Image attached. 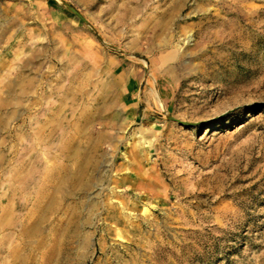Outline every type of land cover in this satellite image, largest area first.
I'll return each instance as SVG.
<instances>
[{
  "label": "rangeland",
  "instance_id": "rangeland-1",
  "mask_svg": "<svg viewBox=\"0 0 264 264\" xmlns=\"http://www.w3.org/2000/svg\"><path fill=\"white\" fill-rule=\"evenodd\" d=\"M0 264H264V0H0Z\"/></svg>",
  "mask_w": 264,
  "mask_h": 264
},
{
  "label": "water",
  "instance_id": "water-1",
  "mask_svg": "<svg viewBox=\"0 0 264 264\" xmlns=\"http://www.w3.org/2000/svg\"><path fill=\"white\" fill-rule=\"evenodd\" d=\"M67 7H69V9H70L73 13H75L76 15H78L81 19H84V18L82 17V15H81L76 9H74V7H72V6H67Z\"/></svg>",
  "mask_w": 264,
  "mask_h": 264
}]
</instances>
